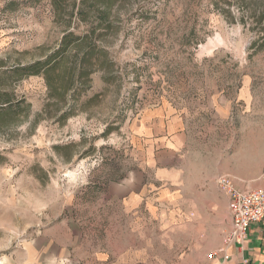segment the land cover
<instances>
[{"label": "rangeland", "instance_id": "obj_1", "mask_svg": "<svg viewBox=\"0 0 264 264\" xmlns=\"http://www.w3.org/2000/svg\"><path fill=\"white\" fill-rule=\"evenodd\" d=\"M61 49L46 76L9 78ZM4 92L0 264H212L230 221L216 179L138 221L102 198L167 105L206 163L219 154L238 188L264 189V0H0Z\"/></svg>", "mask_w": 264, "mask_h": 264}, {"label": "crops", "instance_id": "obj_2", "mask_svg": "<svg viewBox=\"0 0 264 264\" xmlns=\"http://www.w3.org/2000/svg\"><path fill=\"white\" fill-rule=\"evenodd\" d=\"M139 128L143 134L141 140L137 141L136 155L142 156L141 161H137L119 184L110 186L108 195L104 192L102 196L106 200L118 201L130 219L139 220V207L145 203L154 204L160 198L167 202L181 198L177 192L180 185L183 187L180 191L182 196L190 193L191 186H197L198 196L191 198L200 200L206 194L207 185L213 184L214 179L217 181V177L223 175L221 156H213L211 164L206 163L204 155L193 145L194 136L188 120L176 114L168 105L151 110L142 118ZM226 199L225 210L229 215V197ZM199 226L197 232L203 231L208 226L206 219L200 218ZM231 227L230 216L228 225L219 230L213 251L221 249L222 238ZM229 253L232 255L229 262H222L220 256L212 264H264V221L253 225L245 244L232 248Z\"/></svg>", "mask_w": 264, "mask_h": 264}, {"label": "built area", "instance_id": "obj_3", "mask_svg": "<svg viewBox=\"0 0 264 264\" xmlns=\"http://www.w3.org/2000/svg\"><path fill=\"white\" fill-rule=\"evenodd\" d=\"M222 193L229 197L231 229L223 236V245L210 259L229 262L232 258L229 251L236 246L242 247L247 239L249 229L264 221V189L241 190L235 181L226 175L217 177Z\"/></svg>", "mask_w": 264, "mask_h": 264}, {"label": "trees", "instance_id": "obj_4", "mask_svg": "<svg viewBox=\"0 0 264 264\" xmlns=\"http://www.w3.org/2000/svg\"><path fill=\"white\" fill-rule=\"evenodd\" d=\"M64 49V48H63ZM63 49L58 50L57 53L54 55L47 57L45 60L33 62L27 64V66H17L12 68L11 72L8 73L9 78L12 79L13 77H17L19 80L22 78L32 77V76H40V75H47L49 71L54 70L58 66V60L62 58ZM5 99L1 100L0 108H7L13 105L15 99L11 98V94L8 92H4L2 94Z\"/></svg>", "mask_w": 264, "mask_h": 264}]
</instances>
